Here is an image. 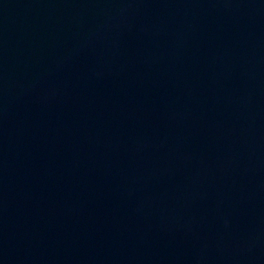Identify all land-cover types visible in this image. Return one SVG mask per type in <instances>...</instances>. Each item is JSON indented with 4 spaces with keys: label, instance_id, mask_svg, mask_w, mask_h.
<instances>
[{
    "label": "water",
    "instance_id": "95a60500",
    "mask_svg": "<svg viewBox=\"0 0 264 264\" xmlns=\"http://www.w3.org/2000/svg\"><path fill=\"white\" fill-rule=\"evenodd\" d=\"M0 264H264V0H0Z\"/></svg>",
    "mask_w": 264,
    "mask_h": 264
}]
</instances>
